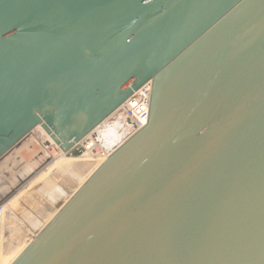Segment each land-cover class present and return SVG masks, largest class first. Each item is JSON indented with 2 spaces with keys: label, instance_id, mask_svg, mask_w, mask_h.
<instances>
[{
  "label": "water",
  "instance_id": "95a60500",
  "mask_svg": "<svg viewBox=\"0 0 264 264\" xmlns=\"http://www.w3.org/2000/svg\"><path fill=\"white\" fill-rule=\"evenodd\" d=\"M148 82L142 129L28 195L31 238L7 214L2 261L264 264V0H0V162L37 127L70 152Z\"/></svg>",
  "mask_w": 264,
  "mask_h": 264
},
{
  "label": "built area",
  "instance_id": "2783aa9c",
  "mask_svg": "<svg viewBox=\"0 0 264 264\" xmlns=\"http://www.w3.org/2000/svg\"><path fill=\"white\" fill-rule=\"evenodd\" d=\"M150 97L151 83L148 82L135 91L101 126L88 134L66 154L59 150L40 127H37L29 136L33 137L34 143L40 148L39 154L42 158L35 172L39 173V171L46 168L48 164L52 166L53 163L60 159L64 160V158L68 159L74 156L80 159L89 158L94 160V163L96 162L97 165H101L127 139L146 125ZM113 133L118 136L117 139L114 138ZM14 150L10 153L11 155ZM16 192L17 191L0 195V264L2 262L5 219L7 214L11 212V197H13Z\"/></svg>",
  "mask_w": 264,
  "mask_h": 264
},
{
  "label": "bare ground",
  "instance_id": "6f19581e",
  "mask_svg": "<svg viewBox=\"0 0 264 264\" xmlns=\"http://www.w3.org/2000/svg\"><path fill=\"white\" fill-rule=\"evenodd\" d=\"M113 136H114V138H118V136L116 135V134H114L113 133ZM113 136H112V138H113ZM29 139V138H28ZM33 142V141H32ZM32 142H29V140H27V141H24L19 147H18V149L16 150V152L14 151L13 152V154H14V156H13V154H12V156H10V157H8L7 159H4L3 161H1L2 163H0V184H1V186H0V195H3V194H6V193H9V192H14V190H16V189H18L16 186L18 185H21V182H24V181H28L27 182V184L29 183V184H32L33 182H35V180H38V181H41V183L39 182L38 183V185H40V184H42V182H43V180H45L46 178H39V177H37V175L38 174H41V172L42 171H44V170H47V169H50L51 167H53V165H57V164H59V163H63V162H67V161H69L68 159H66V160H59V161H57V162H55V163H53L52 164V166H51V164H48V166L46 167V168H44V169H42L41 171H39V173H36L35 172V170L39 167V165H40V163H41V161H42V158H41V156H40V151L38 152V151H36L35 150V147H34V145H36V143L35 144H33ZM32 143V144H31ZM25 154H30V157L28 158V159H25L26 157H25ZM65 159V158H64ZM78 161V160H77ZM94 160H91V159H89V158H85L84 160H80L79 162H76V160H75V162H73L72 160L71 161H69V163H71L70 165L69 164H67L68 165V167H65V164H61V166L62 165H64V166H62V167H64V168H62L63 169V171H64V173L67 171V172H69V173H72V175L71 174H69V175H71V176H66V177H69V178H74L75 176H77V175H79L80 176V174H83V173H86V172H88L89 174H88V176L79 184V186L77 187V189L84 183V181H86V179L95 171V169L97 168V165L95 166V164H94V162H93ZM92 165H94V167H93V169H91L90 170V168H91V166ZM60 166V167H61ZM20 168H24V169H27L28 170V177H22L21 179L20 178H16L17 176H15V175H17V172H19V169ZM60 170V169H59ZM53 171V170H52ZM54 172H56V171H54ZM66 172V173H67ZM36 173V174H35ZM42 173H44V172H42ZM35 174V175H34ZM56 174V173H55ZM58 174H59V171H58ZM57 174V175H58ZM42 175V174H41ZM52 175H53V173H52ZM67 175V174H66ZM51 176V175H50ZM58 177H59V175H58ZM62 177H63V175H62ZM68 178V179H69ZM43 179V180H42ZM67 179V180H68ZM63 180V179H62ZM65 180V179H64ZM10 181H14V182H12V184L14 183V185H11V183H10ZM38 181H36V183L38 182ZM18 182V183H17ZM15 183H17V184H15ZM26 184L22 187V188H20L19 190L20 191H22V189H24V188H26ZM19 190H18V192H19ZM74 193V192H73ZM13 202V201H12ZM29 234V233H28ZM26 246V245H25ZM24 249V248H23ZM22 249V250H23ZM21 250V251H22ZM21 251L19 252V253H21ZM19 253H18V255H19ZM17 255V256H18ZM10 256H11V254H4V256H3V261L1 262L2 264H5L4 262L5 261H7V260H9V258H10ZM16 256V257H17ZM15 257V258H16ZM14 258V259H15ZM13 259V260H14ZM2 260V259H1ZM13 260L11 261V262H9L8 264H11L12 262H13Z\"/></svg>",
  "mask_w": 264,
  "mask_h": 264
},
{
  "label": "rangeland",
  "instance_id": "374dc122",
  "mask_svg": "<svg viewBox=\"0 0 264 264\" xmlns=\"http://www.w3.org/2000/svg\"><path fill=\"white\" fill-rule=\"evenodd\" d=\"M27 140H29V142H34V139H33V137L31 136V137H29V139H27ZM26 140V141H27ZM32 142V143H33ZM31 143V144H32ZM33 144H35V143H33ZM34 147H35V150L36 151H40V148L38 147V146H36V145H34ZM18 149V147L16 148V150ZM16 150H14L15 152H16ZM10 156H12L11 154H9L8 156H6L4 159H7L8 157H10ZM13 156H14V154H13ZM25 159H28L29 157H30V154H25ZM3 159V160H4ZM2 160V161H3ZM64 160H66V159H64ZM68 160L69 161H73V162H75V160H76V162H79L80 160H84V159H80V158H77V157H73V158H68ZM78 160V161H77ZM69 161H67V162H61V163H59V164H57V165H53V167H51L50 169H47V170H44V171H42V172H44V173H42L41 172V174H38L37 175V177H39V178H46L45 180H43V182L42 183H45V182H47V180L48 181H50L49 183H51V180L52 181H55V182H59V183H63V184H65L66 182H67V179L69 178V177H66V176H71L72 175V173H69V172H65L64 173V171H63V169L62 168H64V167H62V166H64V165H62L61 166V164H65V167H68V165L67 164H71V163H69ZM94 162V161H93ZM0 163H2V162H0ZM95 165H96V162H95ZM61 166V167H60ZM93 167H94V165H92L91 166V168H90V170L91 169H93ZM60 169V170H59ZM65 169V168H64ZM53 170V171H52ZM54 171H56V172H54ZM58 171H59V174H58ZM28 170L27 169H22V168H20L19 169V172H17V175H15V176H17L16 178H22V177H28L29 175H28ZM52 173H53V175H52ZM56 173V174H55ZM59 175V177H58V175ZM67 174V175H66ZM69 174H71V175H69ZM88 172H86V173H83V174H80V176H83L84 175V177L82 178V180L80 181V183L88 176ZM51 175V176H50ZM62 175H63V177H62ZM63 179V180H62ZM65 179V180H64ZM70 179V178H69ZM36 181H38V180H35V182H33L32 184H27V182L26 181H24V182H21V185H17L16 187L18 188V189H16V190H14V191H17L14 195H13V197H11V199H12V201L13 202H11V204H10V208H11V212H10V214L8 213V218H9V216L11 217V220L13 221V224L16 226V224L20 227V228H22V232L26 235V236H28V237H30L31 238V236L33 235V233L31 232V230L28 228V226L24 223V221L21 219V216H22V218H24V213H25V207H27V208H29V209H32V208H34V206H35V203H38V201H39V199L40 198H37V200H34V198L32 199V200H30V202H29V204L30 205H28L25 201H26V199H27V197H28V195L30 194V193H32L33 191H37V189H38V187L39 186H41L42 184H40V185H38V183L40 182L41 183V181H38L37 183H36ZM12 182H14V181H10V183H11V185H14V183L12 184ZM18 183V182H17ZM17 183H15V184H17ZM79 183V184H80ZM27 185L26 186V188H24V189H22V191H20L19 189L20 188H22L24 185ZM77 183L75 182V185H76ZM45 185H48V184H45ZM79 186V185H78ZM43 187H44V185H43ZM18 190H19V192H18ZM72 190V189H71ZM34 194V193H33ZM36 194H38V193H36ZM36 194H34V195H36ZM29 220H27V221H29V222H32V219L31 218H28ZM26 221V220H25ZM14 226V227H15ZM29 233V234H28ZM15 237V236H14ZM13 237V238H14ZM16 238V237H15ZM17 240V239H16ZM25 247V246H24ZM23 247V248H24ZM23 248H21L17 253H13V254H11V256H10V258H9V260H7V261H5L4 263L5 264H8L9 262H11L17 255H18V253L23 249ZM2 264V263H1Z\"/></svg>",
  "mask_w": 264,
  "mask_h": 264
}]
</instances>
